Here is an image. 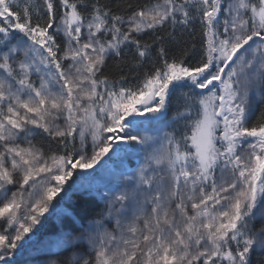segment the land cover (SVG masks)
<instances>
[{
  "label": "snow or ice",
  "instance_id": "obj_1",
  "mask_svg": "<svg viewBox=\"0 0 264 264\" xmlns=\"http://www.w3.org/2000/svg\"><path fill=\"white\" fill-rule=\"evenodd\" d=\"M0 264H264V0H0Z\"/></svg>",
  "mask_w": 264,
  "mask_h": 264
},
{
  "label": "trees",
  "instance_id": "obj_2",
  "mask_svg": "<svg viewBox=\"0 0 264 264\" xmlns=\"http://www.w3.org/2000/svg\"><path fill=\"white\" fill-rule=\"evenodd\" d=\"M77 213L86 214L88 209L82 204L81 206L75 209Z\"/></svg>",
  "mask_w": 264,
  "mask_h": 264
}]
</instances>
